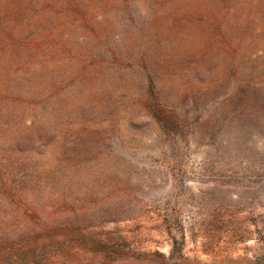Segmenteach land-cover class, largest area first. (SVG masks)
Masks as SVG:
<instances>
[{"label":"rangeland","instance_id":"rangeland-1","mask_svg":"<svg viewBox=\"0 0 264 264\" xmlns=\"http://www.w3.org/2000/svg\"><path fill=\"white\" fill-rule=\"evenodd\" d=\"M0 264H264V0H0Z\"/></svg>","mask_w":264,"mask_h":264}]
</instances>
